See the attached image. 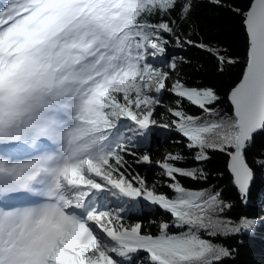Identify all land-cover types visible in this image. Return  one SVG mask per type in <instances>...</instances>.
Returning a JSON list of instances; mask_svg holds the SVG:
<instances>
[{
    "label": "snow or ice",
    "instance_id": "obj_1",
    "mask_svg": "<svg viewBox=\"0 0 264 264\" xmlns=\"http://www.w3.org/2000/svg\"><path fill=\"white\" fill-rule=\"evenodd\" d=\"M200 2L0 0V264H230L238 249L222 241L264 224L230 215L206 170L224 158L244 205L264 171V152L253 153L264 136V0H207L239 18L242 60L206 40ZM170 46L199 49L221 74L243 64L227 110L214 88L173 78L184 57L167 70L152 62ZM155 129L186 151L157 161L162 179L150 184L133 162L153 163L136 149ZM145 203L170 217L156 231L125 215Z\"/></svg>",
    "mask_w": 264,
    "mask_h": 264
},
{
    "label": "trees",
    "instance_id": "obj_2",
    "mask_svg": "<svg viewBox=\"0 0 264 264\" xmlns=\"http://www.w3.org/2000/svg\"><path fill=\"white\" fill-rule=\"evenodd\" d=\"M196 23L200 26V31L203 32L206 40H215L222 45H227L233 56L240 60L243 59L245 54V36L238 17L221 12L209 5L207 0H201L196 10ZM182 27L186 28L187 25ZM174 56L184 57L189 63L185 64L178 61V68L176 73H173V78L178 73L189 85L214 88L221 97L218 106L225 110L229 108L228 93L237 81L243 64L230 67L221 74L217 70L216 62L194 47H188L185 50L170 46L165 56V61L168 63ZM164 68L167 70L166 66ZM174 101L175 97L170 94L165 93L162 96V102L165 105L169 102L174 103ZM165 111V108L158 109V112ZM192 111L197 112L198 110L193 109ZM178 139L179 137L175 133H166L162 137L157 130H154L148 145H141L136 149L139 155H143L147 151L153 163L151 165H137L133 162L135 172L144 176L150 184L162 179L158 175L160 169L157 167L156 162L163 160L169 152L186 151L183 144L174 143ZM260 152H264V136L257 137L256 146L253 149L254 154ZM249 159L251 162L252 156ZM129 160L132 161L133 158L130 157ZM189 163L192 162L189 161ZM206 170L211 174L209 183L221 187L223 189V197L233 203L234 207L230 215L233 217L247 215L249 217L264 218V171H257L256 179L250 190L249 203L244 205L241 203L236 189L231 184V178L226 171L224 158L219 155H213L212 159L206 164ZM220 173H223L222 177L219 175ZM185 184L191 187H199V185H195L191 181H185ZM125 215L129 223L139 220L145 224L146 228H151L153 231L157 230L161 219L170 218L159 208L146 203L138 205L131 212H126ZM153 220L157 222L155 225L150 223ZM241 240L243 241L242 243ZM222 243L238 249V255L233 261H230V264H264V224L258 225L252 234L226 239Z\"/></svg>",
    "mask_w": 264,
    "mask_h": 264
},
{
    "label": "rangeland",
    "instance_id": "obj_3",
    "mask_svg": "<svg viewBox=\"0 0 264 264\" xmlns=\"http://www.w3.org/2000/svg\"><path fill=\"white\" fill-rule=\"evenodd\" d=\"M155 62H153L156 66H159V67H165L166 66V61H165V57H162V58H158L157 60H154ZM167 106H174V103L172 102H169L166 104ZM166 110V108H165ZM161 122H164V121H161ZM158 131L159 135H161L162 137L166 134V132H163L159 129H155Z\"/></svg>",
    "mask_w": 264,
    "mask_h": 264
},
{
    "label": "water",
    "instance_id": "obj_4",
    "mask_svg": "<svg viewBox=\"0 0 264 264\" xmlns=\"http://www.w3.org/2000/svg\"><path fill=\"white\" fill-rule=\"evenodd\" d=\"M252 188V187H251Z\"/></svg>",
    "mask_w": 264,
    "mask_h": 264
}]
</instances>
